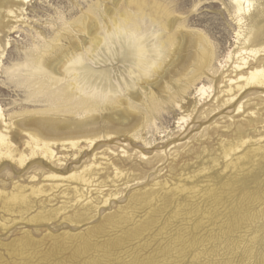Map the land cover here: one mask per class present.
I'll return each mask as SVG.
<instances>
[{"label": "rangeland", "instance_id": "1", "mask_svg": "<svg viewBox=\"0 0 264 264\" xmlns=\"http://www.w3.org/2000/svg\"><path fill=\"white\" fill-rule=\"evenodd\" d=\"M132 1L144 2L149 8L155 6L154 10L159 7L168 18L166 23L173 24L170 34L194 32V29L201 33L213 48L215 61L208 74L214 79L202 76L196 87H191L173 104L169 97L177 86L171 66L177 54L167 53L169 57L162 64V71L159 69L158 74L148 79L158 83L157 86H165L162 83L166 82L170 88L167 94L160 93L156 85L148 89L144 84L146 88L141 91V83L135 89L138 93L133 92L141 96L149 110L140 103H136L138 109L132 108L134 106L129 109L130 100L127 92H123L114 96L124 101L119 107L114 97H110L112 102L99 101L100 110L92 113L99 118L97 125L90 126L92 130L103 135L115 128L124 131L123 135L101 138L74 157H69L68 151L56 149L58 162H51L52 165H42L37 159L23 167L1 163L0 264H264V89L251 88L241 93L244 109L239 113L236 102L224 104L225 96L220 93L235 62V57L229 62L226 58L241 47L243 41L237 34L246 32L245 25L250 21L245 17L246 22L243 20L244 24L239 26L231 0H27L23 10L17 13L18 20L3 21L0 29V44L8 43L0 59L1 110L8 115L7 119L14 117L13 121L20 119L17 116L22 113L45 111L47 115L43 118L83 121L85 115L77 110L75 102L86 99L85 95L67 94L70 103L63 101L65 104H61L62 100H52L51 93L37 99L29 97L30 91L25 85L20 87L18 78L11 77L13 69L52 41L61 40L57 34L70 36L80 48L81 58L97 69L99 65L94 64L82 48L83 40L88 42L89 36L86 32L77 35L70 30L80 19L90 16L102 35L101 24L113 13L116 17L123 8L124 12L134 11L136 4ZM4 14L0 12V20ZM261 21L264 25V17ZM69 42L62 39L60 45L70 49ZM189 53V49L182 53L188 55L182 61L184 65ZM112 64L108 62L106 68L115 75L114 79L118 76L114 70L118 66L122 77H127L120 64ZM68 84L65 80L51 89L59 94V88L66 85L70 91ZM199 85L206 86L203 97L195 92ZM149 90L157 98L151 106ZM138 113L142 120L138 121ZM118 119L122 120L119 124ZM126 129L130 131L128 134H125ZM240 139L245 140L246 145L227 159L223 158L224 148H231ZM229 161L232 165L237 161L238 165L231 166ZM81 168L90 170L86 185L63 179L71 172L79 173ZM49 174L55 175L57 180L48 179ZM30 189L40 194H31ZM18 191L23 192L29 202L9 198ZM72 200L76 202L71 203Z\"/></svg>", "mask_w": 264, "mask_h": 264}, {"label": "bare ground", "instance_id": "2", "mask_svg": "<svg viewBox=\"0 0 264 264\" xmlns=\"http://www.w3.org/2000/svg\"><path fill=\"white\" fill-rule=\"evenodd\" d=\"M26 2H27V0H0V12L1 11L5 12V14L2 16V18L0 20V29L3 28L2 27L3 21L11 20V19L18 20L17 13L19 11L23 10V5ZM132 2L135 3L134 1H132ZM132 2H131V4H132ZM262 2H264V0H231V4L234 7V15L237 19L239 26L244 24L243 20L245 17H247L248 20H250L249 23H247L245 25V27H246L245 31L246 32H244V33L240 32L241 34H239V33L237 34V38L239 40L243 41L241 43V47L236 48V52L234 51L235 52L234 55H231L232 52L230 54L228 53L229 54L228 56L226 55L227 56L226 62H229L231 59H233V57H235V62L233 63V68L231 69L232 71L230 72L231 75H233V76L229 75V77L225 81L226 84H224V88H223L224 90H222V88L220 90V93H223V95L225 96V99H226V100H224L223 103L224 104L225 103H233L235 101L236 105H237L236 107H237L238 113L244 109V103L241 102V98H240L242 96L241 93H244V92H246L247 89H251V88L264 89V25L262 24V21H261V19L264 17L263 16L264 15V9L261 8L263 6ZM135 4L136 5L134 8V11L124 12L126 10H124V8H123V12L119 13L118 15L116 14V17L112 16L114 13L113 14L111 13L112 15L110 17H108L109 19H108V21H106V23L104 22L105 21V18H104V21L103 20L102 21L105 24L102 25L100 23L102 26V35L100 34L101 36L99 35L100 30L98 31L97 23H95L94 20L90 16L85 17L86 20L80 19L79 22H77L76 24L74 23L75 25L72 27L70 32H75L77 35L79 33L85 34V32H86L87 36H89V38H87V39H89L88 42L83 40V42H82L83 47L82 48H84L85 53L88 54L89 59H91L94 62V64L99 65L97 69H94L91 66H89L81 58L80 52H79L80 48L76 45V42H74L73 39L70 38V36H64V35L57 34V37L59 39L69 40L70 41L69 44H71V47H70V49H65L63 45H60L61 40H59V41H52L50 44L45 46L42 50L37 51L36 54L40 58H42L43 66L45 69V71L42 75L36 76V77H20V76L16 75L15 73H12L11 77L18 78V82H20V85H21L20 87H22V85L23 86L25 85L24 88H26V90H28V92L30 91L28 94L29 97H35L36 98L37 96L51 93V95L50 94L49 95H50L52 100H55V99H57L56 101L62 100L61 104H63L64 102L68 101L67 98L69 96H67V94H69L70 96H73V97L74 96L75 97L80 96V94L85 95L86 99L80 98L81 101L78 100L79 102H75L76 104L78 103L77 110L83 111L85 117H84V120L80 121V122H74V121L72 122V121H69L70 119L68 121H60V120H54V118L50 119L47 116H46L47 118L46 117L43 118V115H47L46 114L47 111H45V113L42 112L41 114L35 111L36 113H29V112L24 113V114L22 113L19 116H17V118L20 117V119L18 118V120L13 121V119H15V118L10 116L7 119L6 116H8V115H4L5 112L3 113V111L1 110V107H0V164L3 162H7V163L15 164L19 167H23V166H25V164L27 162H30V161L35 160V159H37V161L42 165L43 164L46 165V163L51 164V162H58L57 157H56L57 160H55L56 149L60 150V151L65 150L66 153L68 151V153H69L68 156L71 155L74 157L75 155L77 156V154L79 152H81V150L85 146L88 147V149H89L92 146H94V144L97 140H99L101 138L106 140V139H109L110 137H112V135H120V134L123 135L124 131H122L120 129H115V128H110V130H109L110 132H108V131L104 132L103 135H101L102 133L100 134V132L95 130V129L92 130L90 126L97 125L98 119H99V118H96L94 115L92 116V113L95 114L96 111L100 108L99 107L100 106L99 101L103 102L104 100L108 99L109 101L112 102V98H110V97L117 96V94L121 95V93H123V92H127L126 96H128L129 100L132 101L131 102L132 104H130V101L128 102L130 105V106L128 105L129 109L132 106H134L132 108H134L135 110L138 109L137 108L138 106L136 105V103H140V105H142V107H146L149 110L150 108L148 106H146V103H143V100L140 99L141 96L138 97L133 92H135V89H137V87L139 86L138 85L139 83H141V87H139L141 89V91H143L142 89L146 88V87H144V84L147 87L152 86V85L157 86L158 83H156V82L152 83L148 79L150 77H152L153 75H156L160 72V70H161L160 68H161L162 64L164 63V60L169 57L168 54H170V53L177 54V57L172 58L173 65L171 66L172 72L175 71V73H174L175 75L173 78H174V82L176 83V86H177L176 87L177 90H175L171 94V96L174 94L175 95L173 97H171V96L169 97L170 101L173 100V104H174V101L177 100L178 97L184 95L185 92L187 90H189L191 87H196L195 85L200 81L202 76H205V79L208 78V80H209V78L211 80L214 79L213 76L211 78L208 74V73H211L212 61L214 60L213 48H212L211 44L206 41V39L204 38V36L201 33L195 32V29H194V32H190L191 31L190 30L187 32L179 31V33H177V34H175V33L170 34V31H172L171 28L173 27V24L166 23L165 20H167L168 18L166 17L164 12H161V10H159L160 8L157 5L156 6L158 8L156 7L157 9L154 10L155 6H154V8H151V7L149 8L147 6V4L144 2L143 3L139 2V3H135ZM151 4H156V2L155 3L151 2ZM127 7H128V5H127ZM133 7L134 6H132V8ZM106 11H108V9ZM118 12H120V11H118ZM89 14L92 15V13H90V12H89ZM168 15H171V14L168 13ZM171 19H170V21H171ZM120 21H127L129 23H135V24H140V23L154 24V25H156L157 29L160 32L165 33V35L161 36V40H162L163 48H164L163 58L160 61V66L157 69H155L150 76H148V77L141 76L139 70L134 67L135 61L133 59L132 51L123 41H110L109 42V41L105 40V33L111 31L112 25L114 23H117ZM176 23L177 22H175V24ZM242 27H244V26H242ZM175 28H176V26H175ZM97 31H98V33H97ZM176 35H179V37H176ZM0 43H1V41H0ZM6 47H8V43L0 44V59H1L2 55H4L3 52L5 51ZM187 49H189L190 53H189V57L187 58L186 64L184 65L182 61L185 59V57H186L185 55H187V54L182 55V53L187 51ZM100 53L103 54V56ZM166 54H167V56H166ZM171 56H173V55H171ZM108 62H110V65L112 64V62H116L117 64H120L121 67H123V69H122L123 73L126 74L128 78L127 77L123 78L122 72L118 68L119 66L118 67L116 66L117 68H115L114 70L117 71L118 76H116L114 79L113 77L115 75L112 76L111 70L106 68ZM0 64H1V62H0ZM222 64H224V63H222ZM166 65H167V63H166ZM112 66H113V64H112ZM225 66H227V65H225ZM225 66H223V67H225ZM163 73L161 76L164 77L165 75H163ZM11 77H10V79H11ZM154 77H156V76H154ZM112 78L114 79V82L116 84H114ZM65 80L69 81L68 88L70 91H67L66 85L64 87L59 88V94H56L54 92V90L52 91L51 88L53 86L56 87V86H58L59 83L65 81ZM219 80H220V78H219ZM11 81H12V79H11ZM15 83H16V80H15ZM165 83L166 82L162 83L165 86H163V85L157 86V89L162 94H167V91H169V89H170L168 87V85H166ZM218 83H220V82H218ZM142 85H143V87H142ZM221 85H223V84H221ZM205 88H206V86L199 85V88L196 89L195 92H197V94H199L200 96L202 95V97H203V94L206 92ZM148 89H149V87H148ZM57 91H58V89H57ZM129 91H131L132 94L129 93ZM152 92L153 91L149 90V93H148L149 97L147 96L149 98V104H150L149 106L153 105V103H155L157 101V98L155 97V95ZM135 93H138V92H135ZM218 94H219V92H218ZM219 96H220V94H219ZM50 97H48V98L50 99ZM128 98H127V100H128ZM148 98H147V100H148ZM171 98H172V100H171ZM182 98H183V96H182ZM114 99H115L114 103L118 104V107L120 106L119 104H121V103L123 104V102H124L123 100H121L117 97L116 98L114 97ZM52 100H51V102H52ZM181 100H183V99H181ZM60 101H58V102H60ZM69 101H70V99H69ZM66 106H68V105H66ZM123 106H125V105H122V107ZM176 106H178V105H176ZM69 107H70V105H69ZM112 107L115 109L114 106H112ZM128 107H126V108H128ZM139 107H141V106H139ZM254 107H256V106H254ZM151 109L153 110V106ZM55 110H57V108ZM124 110H126V109H124ZM250 111H252V110H250ZM152 112H154V110ZM37 113L42 115V117L38 116ZM50 113H52V112H50ZM35 114L37 115V117ZM250 114H252V113H250ZM140 116H141L140 114H139V117L137 116L139 118L138 121L142 120V119H140ZM143 116H144V114H143ZM107 117H109V116H107ZM60 119H61V117H60ZM184 119H185V117H184ZM249 120H251V119H249ZM120 121H122V120L118 119L117 124H119ZM111 122H109L110 125H112ZM250 122H252V120ZM130 125L128 124V126H130ZM140 125H141V123H140ZM123 126H125V125H123ZM133 126H134V124H133ZM136 129H138V128H136ZM132 131H136V130L132 129ZM129 132L130 131H127V129H126L125 134H128ZM252 141H254V140H252ZM259 141H261V138ZM248 142H249V140H248ZM255 142H257V141H255ZM219 145H220V143H219ZM228 145H230V144H228ZM243 145H246V141L245 140L243 141L240 139L239 142L237 144L234 143V146H232L231 148H227L228 147L227 146L226 147L227 150H225V148H224V153L222 152L223 158L225 156V159H227V156L230 157L229 155L231 153L237 152L236 150L239 147H242ZM245 147H248V146H245ZM255 147H258V146H255ZM260 147H262V146H260ZM250 148H252V147H250ZM240 149H238V151ZM259 150H260V148H259ZM259 150H258V152H259ZM243 151H245V150H243ZM248 151H249V149H248ZM262 152H261V155L263 154ZM246 153H248V152H246ZM58 154H60V153H58ZM63 155H64V153H63ZM248 155H249V153H248ZM253 155H255V154H253ZM246 156L247 155H245V158H247ZM235 157L237 158V156H235ZM208 158H210V157H208ZM238 158H239V155H238ZM241 160H242V158H241ZM244 160H246V159H244ZM61 161H63V160H61ZM231 161H233V160H231ZM249 161H250V159L248 160V162ZM215 163H217V162H215ZM229 164L231 166H233V165L237 164V161L235 162V164L233 162V165L229 161ZM244 164L246 165V163H244ZM211 165H213V164H211ZM225 166H227V165H225ZM88 169L83 168L81 170L82 172L80 171L81 173L80 172L79 173L71 172V174L68 178L64 177L63 179L66 178L65 179L66 181L68 179L69 180H76V181H79V183H81V184H83V183L85 184L88 182V179H89V178L87 179V177H86V175L88 174L87 171L90 172V170H88ZM115 171H119V170H115ZM118 174H120V173H118ZM49 175H51V176H49L48 179L52 178V180H55V178H56V180H57V177L55 175H52V174H49ZM114 175L116 177L118 176L115 173H114ZM90 177H92V176H90ZM58 180H59V178H58ZM95 182L96 181H94V183ZM60 183L62 184V182H60ZM89 183H91V182H89ZM66 184H68V183H66ZM89 185H92V184H89ZM59 186H60V184H59ZM64 187H66V186H64ZM191 187H193V186H191ZM49 188H50V186H49ZM51 188H53V187H51ZM76 188H77V186H76ZM81 188H83V187L81 186ZM38 189H41V188H38ZM73 189H74V187H73ZM50 190H52V189H50ZM41 191L43 193V190H41ZM41 191H39V192H41ZM28 192H30V191H28ZM65 192H67V191H65ZM35 193H36V191H34V189H32L31 194H35ZM76 193H78V192H74L73 194H76ZM36 194H40V193H36ZM83 195L84 194H82V198H83ZM37 196H39V195H37ZM78 196H80V195L78 194ZM111 196H114V195H111ZM63 197H65V196L63 195ZM9 198H13V201H15V202L17 200L20 202H23V201L26 202L25 200L28 199L25 196V194L21 191L20 192L18 191L17 193L10 194ZM29 200L30 199H28V202H29ZM74 200H76V198ZM74 200H72L71 203H73ZM74 202H76V201H74ZM78 202L79 201H77V203ZM86 203H89V202H86Z\"/></svg>", "mask_w": 264, "mask_h": 264}, {"label": "clouds", "instance_id": "3", "mask_svg": "<svg viewBox=\"0 0 264 264\" xmlns=\"http://www.w3.org/2000/svg\"><path fill=\"white\" fill-rule=\"evenodd\" d=\"M105 40L123 41L131 49L134 67L143 77L150 76L160 66L164 55L161 33L154 24L120 21L114 23L111 31L105 33ZM13 71L20 77H36L42 75L45 69L42 58L32 54Z\"/></svg>", "mask_w": 264, "mask_h": 264}]
</instances>
